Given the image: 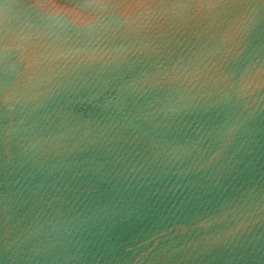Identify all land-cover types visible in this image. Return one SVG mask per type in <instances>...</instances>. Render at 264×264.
<instances>
[{"label": "water", "instance_id": "1", "mask_svg": "<svg viewBox=\"0 0 264 264\" xmlns=\"http://www.w3.org/2000/svg\"><path fill=\"white\" fill-rule=\"evenodd\" d=\"M0 264H264V0H0Z\"/></svg>", "mask_w": 264, "mask_h": 264}]
</instances>
